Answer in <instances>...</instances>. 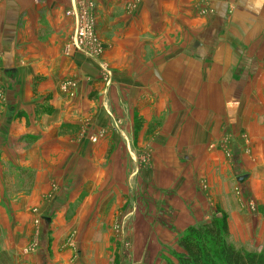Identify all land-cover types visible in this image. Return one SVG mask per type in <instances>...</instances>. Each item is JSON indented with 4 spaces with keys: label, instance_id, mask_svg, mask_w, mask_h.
Returning a JSON list of instances; mask_svg holds the SVG:
<instances>
[{
    "label": "crops",
    "instance_id": "crops-1",
    "mask_svg": "<svg viewBox=\"0 0 264 264\" xmlns=\"http://www.w3.org/2000/svg\"><path fill=\"white\" fill-rule=\"evenodd\" d=\"M76 1L0 0L1 228L12 226V214L26 224L25 209L38 205L52 182L66 194L92 168L102 173L112 164L125 175L128 142L143 140L153 164L165 168L167 186L180 190V214L191 204L196 214L205 208L200 192L186 186L192 176L207 180L215 202L233 201L235 173H248L247 180L253 174L235 168L264 170V0H210L206 17L194 13L195 0H94L97 32L107 43L101 60L115 72L107 92L101 60L63 54L73 26L66 10ZM107 110L128 127L112 126ZM91 113L101 119L93 127L84 125ZM97 127L106 135L92 143ZM223 135L233 137L232 163L222 155ZM235 206L231 232L239 226ZM66 209L49 211L56 219Z\"/></svg>",
    "mask_w": 264,
    "mask_h": 264
},
{
    "label": "rangeland",
    "instance_id": "rangeland-1",
    "mask_svg": "<svg viewBox=\"0 0 264 264\" xmlns=\"http://www.w3.org/2000/svg\"><path fill=\"white\" fill-rule=\"evenodd\" d=\"M200 1L201 3L195 0L192 9L197 16L206 17L213 11L211 2ZM101 40L105 48L107 43L103 38ZM63 54L67 55L65 52ZM106 66L99 68L104 92L113 84L115 73L107 61ZM104 69L110 70V75L105 72L108 77L107 85L101 80ZM4 91V84L0 82V100ZM106 114L111 118L112 126L128 127L126 120L113 121L114 118L108 110ZM90 115L85 119L84 125L93 127L96 120H101L100 114ZM101 128L97 127L98 130L90 134L92 143H97L106 135L105 130ZM133 136L136 138V132ZM241 138L243 145H250L245 133H241ZM232 140V135H223L220 141L222 155L231 163L234 159ZM134 145L136 147H130L128 142L129 165L125 169V175L124 168H113L112 164L103 165L102 173L92 168L89 179L81 181V176H76L73 182L67 185L66 194L61 190V184L52 182L51 189L42 200L40 199V203H37L40 206L29 205L25 209L28 215L26 224L23 223L25 219L17 214L8 216L12 226L3 229L0 224V264H29L30 259L33 260L34 257L40 260L39 264H43L41 261L45 256L52 259L50 264H178V257L182 254L178 242L186 228L208 222L220 211L227 215L229 228L228 212L234 209L233 201L236 205L238 202L243 205L241 204L240 208L235 206L239 215L234 216L238 219L235 224L239 226L236 231L228 230V240L239 250L264 249L263 169L246 165L242 167L240 163L235 169L252 170L251 179L247 180L248 173H235L231 180L230 192L233 201L223 204L211 199L209 185L204 177L192 176L193 180L186 186L200 192L205 208L196 214L191 204L193 209L183 215L175 206L179 200L177 197L181 196L178 195L180 190L167 186L168 180L162 173L165 168L158 162L153 164V152L149 149V142L143 140L138 146L136 142ZM240 175L245 177L237 180ZM29 185L27 182V187ZM179 185L176 184L177 187ZM181 193L183 194V190ZM185 195H189L188 190ZM65 205L66 212L59 214L60 218L57 215L55 219V210L49 209ZM230 219L232 220V217ZM211 250L217 252L215 247Z\"/></svg>",
    "mask_w": 264,
    "mask_h": 264
},
{
    "label": "trees",
    "instance_id": "trees-1",
    "mask_svg": "<svg viewBox=\"0 0 264 264\" xmlns=\"http://www.w3.org/2000/svg\"><path fill=\"white\" fill-rule=\"evenodd\" d=\"M216 213L210 221L186 228L178 242L182 249L178 264H264V249L239 250L227 238V215Z\"/></svg>",
    "mask_w": 264,
    "mask_h": 264
},
{
    "label": "built area",
    "instance_id": "built-area-1",
    "mask_svg": "<svg viewBox=\"0 0 264 264\" xmlns=\"http://www.w3.org/2000/svg\"><path fill=\"white\" fill-rule=\"evenodd\" d=\"M109 1V0H104ZM200 3L201 1L198 0ZM66 14L72 18V31L68 37L64 52L71 55L74 52H82L92 58L101 60L105 48L97 32V7L94 0H80L75 2ZM105 66V67H104ZM101 67L106 68V63L101 60ZM110 70H103L101 78L103 84L108 83Z\"/></svg>",
    "mask_w": 264,
    "mask_h": 264
},
{
    "label": "water",
    "instance_id": "water-1",
    "mask_svg": "<svg viewBox=\"0 0 264 264\" xmlns=\"http://www.w3.org/2000/svg\"><path fill=\"white\" fill-rule=\"evenodd\" d=\"M243 177H245V175H240L237 177V180H241Z\"/></svg>",
    "mask_w": 264,
    "mask_h": 264
}]
</instances>
